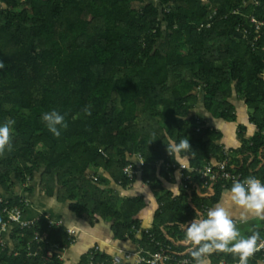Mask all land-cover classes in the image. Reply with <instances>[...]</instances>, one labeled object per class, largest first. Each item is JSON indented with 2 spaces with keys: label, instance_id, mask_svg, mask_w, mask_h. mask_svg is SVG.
Instances as JSON below:
<instances>
[{
  "label": "trees",
  "instance_id": "trees-1",
  "mask_svg": "<svg viewBox=\"0 0 264 264\" xmlns=\"http://www.w3.org/2000/svg\"><path fill=\"white\" fill-rule=\"evenodd\" d=\"M252 19L264 22V0H0V123L15 120L12 149L0 154V227L13 226L9 244L0 238V264H63L57 253L47 258L51 245L70 243L63 227L45 216L21 227L3 211L20 209L23 219L27 205L18 190L32 194L35 180L76 215L112 220L115 238L123 240L133 237L142 202L127 199L118 209L116 193L93 179L97 172L124 187L135 177L124 168L135 169L130 157L140 156L142 180L157 185L164 163H176L164 133L176 142L188 138L191 168L220 154L221 133L192 114L200 100L211 119L233 122L235 96L261 131L264 26L257 32ZM53 109L66 114L59 138L41 120ZM249 142L246 159L228 171L264 179V163L256 169L264 136ZM221 185H209V199L192 188L161 199L151 228L156 240L145 233L142 240L150 252L160 250L158 242L173 256L161 264H192L185 230L172 222L202 215L208 201H218ZM80 264L111 260L96 251Z\"/></svg>",
  "mask_w": 264,
  "mask_h": 264
},
{
  "label": "crops",
  "instance_id": "crops-1",
  "mask_svg": "<svg viewBox=\"0 0 264 264\" xmlns=\"http://www.w3.org/2000/svg\"><path fill=\"white\" fill-rule=\"evenodd\" d=\"M200 100L194 110V115H198L204 119L205 126L211 129H215L221 133V138L218 142L220 148V154L215 157L210 158L208 162H201L203 164H216L218 161L223 159L225 155L228 156L230 164L233 169H236L235 163L240 160H245V151L244 146L251 145L249 142L252 138L259 134L264 136V127L261 131L250 122V111L244 106V103L237 99L235 96L231 98L232 104L235 106V120L233 122H227L223 120H214L211 119L210 114L205 111L203 104ZM243 129V130H242ZM264 154L259 153L257 155L258 165L264 163ZM248 156V155H246ZM222 157V158H221ZM136 161V157H133ZM254 161V159H252ZM131 162L134 164L136 170L137 163L135 161ZM176 165L184 163L186 166L190 167V159L178 160L175 161ZM256 164H254L255 166ZM161 168V165L158 166ZM163 169V168H162ZM159 172V171H158ZM169 172V171H166ZM165 169L162 172V176L159 177V182L157 185L147 183L142 180V172L138 173L134 180L126 186H120L114 182V180L102 171L97 172L95 175L96 180H99L101 188L105 191H113L118 198V209L122 207V204L128 199H140L142 202V207L138 214L135 216L137 221L136 226H133L132 234L133 237H130V234H126L123 237V240H118L115 238L113 229H112V220H102L98 218L95 222L89 219L88 216H78L70 209L69 202H60L57 199L56 192L52 196H48L45 192L41 191L38 187V181L33 182V192L30 195H25L19 189L18 193L24 200L25 205H27L24 212L23 222H29V225L36 223L41 216L50 222L51 226L63 227L65 233L70 237V243L66 244L64 247L60 248L58 245H51L49 252L47 253V258L50 259L53 256V253L59 255V259L63 261V264H80L81 259L89 254L90 252L95 253L96 251L104 253L107 255L111 263L114 261L118 264H132L136 263V256L141 253L153 254L161 253L165 258L166 262L170 261L173 256H167L163 252V246L157 242L159 246V251L150 252L147 248L148 246L142 241L143 234L145 233L150 240H156V236L151 232V228L155 224V215L163 207V202L161 199L165 196H170L173 199H178L183 191L191 189H186L183 187V183L179 177L178 171H173V173H166ZM237 174V172H236ZM195 175L193 178L194 188L199 191L200 197L208 198L210 197V192L206 193L210 187H205L198 177ZM193 177V176H192ZM264 181V179H261ZM221 192L217 202L212 205L209 203L202 208V213L205 214L208 209L220 205L226 208L232 218L236 221L237 226L241 229L242 226L247 225L246 227L249 230L241 229L245 235H250L251 231H259L261 235H264V220H259L251 215H249L247 223H241L240 217L243 210L232 206L230 201L227 199V190L231 187L232 181L221 180ZM179 187L180 196L174 197L171 188ZM209 199V198H208ZM202 214V215H203ZM180 226V230L184 231V225L182 223L172 222ZM27 225V226H29ZM167 225V224H166ZM259 225V226H256ZM165 226V225H164ZM135 227V228H134ZM167 227V226H166ZM7 228V227H6ZM68 230H72V235L68 234ZM148 230V231H147ZM167 235L171 237L172 231ZM10 231L8 230V235L5 238V241L9 244ZM36 238V237H35ZM168 238V237H167ZM172 238V237H171ZM178 238V237H177ZM177 238H175V243H177ZM40 239H38L39 241ZM173 240V239H172ZM156 242V241H155ZM166 248L170 249L169 246ZM130 256V258H125ZM220 258L212 259V264H220ZM223 264H231L228 260L223 258Z\"/></svg>",
  "mask_w": 264,
  "mask_h": 264
},
{
  "label": "clouds",
  "instance_id": "clouds-1",
  "mask_svg": "<svg viewBox=\"0 0 264 264\" xmlns=\"http://www.w3.org/2000/svg\"><path fill=\"white\" fill-rule=\"evenodd\" d=\"M3 67V63H0V69ZM85 115H91L87 108ZM65 116L66 114L53 109L44 112L41 120L49 133L59 138L68 126ZM14 125L13 119L0 123V154L12 149ZM164 136L167 139V144H164L166 151L173 160L187 159L188 155L193 153L188 138L176 142L167 133H164ZM130 159L140 163L133 157ZM171 192L174 197L181 194L179 187L175 186L171 188ZM227 199L232 206L243 210L241 223H247L249 215L264 220V181L261 179L249 176L242 181H234L227 190ZM184 228L185 240L190 245L192 264H212L214 255L221 257L220 264H223L225 256H231L237 264H249L255 254L264 247V237L259 231H251L250 235H245L226 208L219 204L198 218H193L190 223L184 224ZM185 264H188V261H185ZM257 264L260 262L257 261Z\"/></svg>",
  "mask_w": 264,
  "mask_h": 264
},
{
  "label": "built area",
  "instance_id": "built-area-1",
  "mask_svg": "<svg viewBox=\"0 0 264 264\" xmlns=\"http://www.w3.org/2000/svg\"><path fill=\"white\" fill-rule=\"evenodd\" d=\"M251 22L255 24V29L258 32L262 26H264V22H257L256 20L252 19ZM224 158L218 161L216 164H202L200 167L196 168H191L189 166H186L184 163L176 165L173 162H168L164 163L163 168L166 171L173 170V171H178L179 177L184 184L183 187L186 189H189L190 187L194 188V183H193V174H196L198 177L199 181L202 182V184L205 187H209V185L214 182V181H219V180H225V181H236L240 180L242 181V175L241 174H236V173H231L228 171V167L230 165V161L227 155L224 154ZM136 159L140 162L137 163V168L133 169L132 166H128L124 168V173L126 176L130 179H133L134 176H136L138 173H141V169L144 166L145 162L140 156H135ZM161 164V163H160ZM96 180V178H93ZM4 212H8V218L9 221L12 223L20 224L21 227H25L29 225V222H23L22 221V213L20 209H15L14 211H7L6 208L3 209ZM3 225L2 227H4ZM73 231L68 230V234L72 235ZM255 257H259V261L261 264H264V247L258 251ZM130 258V256L125 257ZM136 263L132 264H161L163 261L166 260V258L161 254V253H153V254H147V253H141L136 256ZM111 264H118L116 262H112ZM232 264H237V262L232 263Z\"/></svg>",
  "mask_w": 264,
  "mask_h": 264
},
{
  "label": "rangeland",
  "instance_id": "rangeland-1",
  "mask_svg": "<svg viewBox=\"0 0 264 264\" xmlns=\"http://www.w3.org/2000/svg\"><path fill=\"white\" fill-rule=\"evenodd\" d=\"M204 2H206V0H203ZM156 3V2H155ZM39 149H42V147H39ZM20 193V192H19ZM247 225H245V226H242V228L241 229H245V230H249V228L248 227H246ZM256 226H259V225H256ZM13 226H8L7 228H6V225L4 226V227H0V238H3V240L6 238V236L8 235V230L10 231L11 230V228H12ZM4 243L6 242L5 240L3 241ZM7 243V242H6Z\"/></svg>",
  "mask_w": 264,
  "mask_h": 264
}]
</instances>
